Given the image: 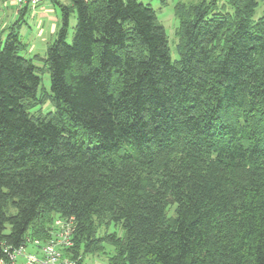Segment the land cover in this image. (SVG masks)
I'll return each instance as SVG.
<instances>
[{"label":"trees","instance_id":"obj_1","mask_svg":"<svg viewBox=\"0 0 264 264\" xmlns=\"http://www.w3.org/2000/svg\"><path fill=\"white\" fill-rule=\"evenodd\" d=\"M68 1L52 95L0 40V259L74 217L107 264H264V0L178 2L175 60L151 5Z\"/></svg>","mask_w":264,"mask_h":264},{"label":"rangeland","instance_id":"obj_2","mask_svg":"<svg viewBox=\"0 0 264 264\" xmlns=\"http://www.w3.org/2000/svg\"><path fill=\"white\" fill-rule=\"evenodd\" d=\"M144 4L151 5L152 8L155 9L159 21L164 25L168 39L170 42V49L173 60L177 59L178 55L176 54L175 50V44L178 41L177 38V29L179 22L177 20V17L175 16V6L178 2H186L187 5L191 4H197L200 2V0H141ZM11 1L7 0L8 7H2V9H5V15L4 11L0 10V38L3 36L4 40H6L7 34L9 33V28H11L14 25L13 19H15V13L13 9L10 8ZM59 9V8H58ZM60 11V9H59ZM264 12V1L260 4L259 8L257 9V17H260L263 15ZM12 13V17H11ZM14 16V17H13ZM13 18V19H12ZM12 19V20H11ZM20 20H17V22ZM7 23L8 28L5 30V33L3 32V26ZM20 24V23H18ZM75 24H76V17L73 15L71 17V26H70V32L67 42L69 44L72 43L74 38V32H75ZM21 27V35L20 39L24 42V45L26 47V51L22 54L25 58L33 59L35 58V64L39 68V77L41 78V85L38 90V96H47L52 95V85H51V75L48 71V67L44 63L43 59L39 58H46V53L48 50V47L55 41V37L53 39H50L48 41H42L39 36L38 31L36 28L32 25V28L34 29V32H32V38L28 35V37H23L24 29H27V25L25 23H22L20 26L15 27V32H20ZM13 28V27H12ZM38 56L39 58H37ZM36 111H42L43 113H48L54 111V106L50 102V100H47L42 106H39L35 109ZM110 232L117 231L119 235L122 234V231L120 228H116L115 225H111L109 228ZM104 232V229H102L101 233ZM87 259L89 262H93L95 264H107L104 257L100 256L99 258L93 256H88Z\"/></svg>","mask_w":264,"mask_h":264},{"label":"built area","instance_id":"obj_3","mask_svg":"<svg viewBox=\"0 0 264 264\" xmlns=\"http://www.w3.org/2000/svg\"><path fill=\"white\" fill-rule=\"evenodd\" d=\"M43 0H15L17 9L30 8L36 10ZM76 220L57 218L46 241L27 237L16 249L4 248L7 258L0 259V264H95L89 262L83 254H75L74 236Z\"/></svg>","mask_w":264,"mask_h":264},{"label":"crops","instance_id":"obj_4","mask_svg":"<svg viewBox=\"0 0 264 264\" xmlns=\"http://www.w3.org/2000/svg\"><path fill=\"white\" fill-rule=\"evenodd\" d=\"M10 1V8L13 9V13H15V19L12 18L15 23L12 26L13 28H9V33L7 34V36L12 31L15 32L16 26H20L22 23H25V25H27V29H24L23 37L27 38L28 35L30 36L32 32H34V29L32 28L33 25L38 31L40 38H42V41H48L50 39H53L54 37L56 39L61 22V13L59 11V5H69L68 0H43L36 10L30 8H24L23 10H19L16 7L15 0ZM6 6L8 7L7 0H0V10L4 11V15L7 11L5 12V9H2V7ZM17 20L20 21L17 22ZM8 25L9 24L7 23L4 24V33L5 30L8 28ZM18 35H21V27L20 32H18ZM30 37L32 38V35ZM0 40L4 41L3 36L0 38ZM22 43L24 44L23 41Z\"/></svg>","mask_w":264,"mask_h":264}]
</instances>
